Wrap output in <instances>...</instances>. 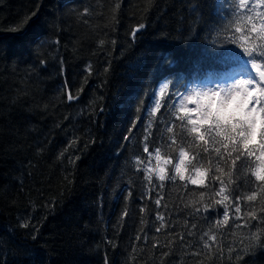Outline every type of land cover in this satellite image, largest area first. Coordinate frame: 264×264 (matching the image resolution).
Wrapping results in <instances>:
<instances>
[{
  "label": "trees",
  "instance_id": "trees-1",
  "mask_svg": "<svg viewBox=\"0 0 264 264\" xmlns=\"http://www.w3.org/2000/svg\"><path fill=\"white\" fill-rule=\"evenodd\" d=\"M247 3L0 0V264H264L255 157L233 166L224 129L204 114L190 124L182 104L247 71L245 49L261 54L264 3ZM157 148L172 163L149 183ZM180 148L196 159L173 180Z\"/></svg>",
  "mask_w": 264,
  "mask_h": 264
},
{
  "label": "snow or ice",
  "instance_id": "snow-or-ice-1",
  "mask_svg": "<svg viewBox=\"0 0 264 264\" xmlns=\"http://www.w3.org/2000/svg\"><path fill=\"white\" fill-rule=\"evenodd\" d=\"M260 3H264V0H260ZM241 8H248L249 12L254 11L256 8V4H253L251 7L248 6L247 0H240ZM259 34L264 35V13H259ZM241 18L243 19V15H241ZM248 22L251 23L253 20L257 19V16H248L247 17ZM141 28L144 27L143 25L140 26ZM256 24L252 25V29L256 30ZM236 32H239L240 29L237 28L235 30ZM229 42L231 43H237L236 37L233 35L232 37H229ZM247 53V55H245ZM260 55H257L255 52L250 51L248 49H245L244 52H241L240 55L244 57L246 61H250L249 68L247 69L248 78L244 79L242 81L243 84L247 85L250 83L255 82L256 76L252 72V68L256 67L254 61L257 59L264 60V47L260 49ZM262 78H264V73L260 74ZM259 92V95H256V92ZM216 95H219L217 92ZM153 96L155 97V93H153ZM72 97L69 96V99ZM209 120L215 121L214 127L216 128H223L224 129V135L225 139H230L233 141V145L231 150L229 151V157H232V153H235L236 155L234 158H232V164L235 166L236 161L243 159H247L250 157H255L254 161V168L251 169V174L255 177L256 181L264 182V88H259L253 91H248L245 89V95L238 103H235L234 105H230L227 101H223L220 103V105L214 106L212 104H209L207 108L205 109V113ZM190 124H195V121L189 120ZM169 131H171V128H169ZM192 132L196 133V138L203 140L204 139V133L200 131L199 128L193 127L191 129ZM208 132L209 135H211V130L207 129L205 130ZM236 141H239V143H236ZM173 143L175 141L173 140ZM207 143V142H206ZM241 146L243 148V151L241 150ZM225 147H227L225 145ZM257 150L259 151V155L256 154ZM205 152H208V148H204ZM144 152H149V149L147 145L144 147ZM216 153L218 156H220L221 159H224L223 154L221 153L220 149H216ZM151 155V153H149ZM180 161L178 164L174 166L176 175L171 177V179H176L178 176L180 180H185V172L188 171L187 167L185 166L186 162L188 164L192 163V160L196 159V157H192V160L188 159V155L185 152L184 148H180L179 152ZM139 161V158H137ZM155 160H156V168H152L151 166L147 167L145 170V178L148 180L149 183L152 181V176L150 173L155 172L158 179L160 181H164L167 176V171L163 165L171 164V159H162L160 155V150L157 148L155 150ZM140 163H143L140 161ZM193 168L196 172V177H190V182L192 184H199L201 186L205 183V176L206 172H202L200 167L193 165ZM158 169V171H157ZM221 193H223L224 189L221 188ZM201 198L203 199V194H201ZM254 197H248L249 200L253 199ZM228 197L224 196V200H227ZM239 200V197H237V201ZM222 201H218V203H221ZM157 206L160 205V199L156 200ZM209 206H206L205 210L208 209ZM225 212H224V221L226 222L228 219L227 214V208L228 205L225 206ZM197 211H200V209H197ZM235 211L237 213L240 212L239 205L237 204L235 206ZM255 218V217H253ZM162 219V217H160ZM159 231V229H157ZM207 235V233H205ZM210 239H215V237H210ZM207 241L205 242V247H207Z\"/></svg>",
  "mask_w": 264,
  "mask_h": 264
},
{
  "label": "rangeland",
  "instance_id": "rangeland-1",
  "mask_svg": "<svg viewBox=\"0 0 264 264\" xmlns=\"http://www.w3.org/2000/svg\"><path fill=\"white\" fill-rule=\"evenodd\" d=\"M258 75L261 77L260 73ZM246 78H248L247 71L240 70L236 72L232 78L222 77L209 82L203 81L204 83L199 87L189 88L185 92L182 97L183 107L190 112L192 119L197 123V126H199L198 124L202 120L204 110L209 104L218 107L221 102L227 101L230 105H234L243 98L245 89L253 91L256 90L257 86H260V81L257 76L255 82L247 85L242 83ZM262 79L264 80V78ZM164 89V86L160 87V96ZM217 92L219 95H216ZM156 167L157 165L154 163V168ZM193 177H196V172L193 173Z\"/></svg>",
  "mask_w": 264,
  "mask_h": 264
},
{
  "label": "water",
  "instance_id": "water-1",
  "mask_svg": "<svg viewBox=\"0 0 264 264\" xmlns=\"http://www.w3.org/2000/svg\"><path fill=\"white\" fill-rule=\"evenodd\" d=\"M260 74H261V72H260Z\"/></svg>",
  "mask_w": 264,
  "mask_h": 264
}]
</instances>
